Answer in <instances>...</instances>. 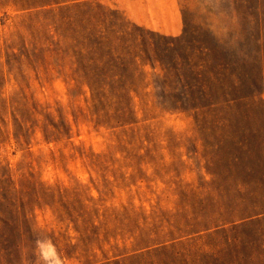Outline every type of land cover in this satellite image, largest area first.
I'll return each mask as SVG.
<instances>
[{
  "label": "rangeland",
  "instance_id": "1",
  "mask_svg": "<svg viewBox=\"0 0 264 264\" xmlns=\"http://www.w3.org/2000/svg\"><path fill=\"white\" fill-rule=\"evenodd\" d=\"M35 1L0 0V264H264V0ZM76 3L132 49L121 105Z\"/></svg>",
  "mask_w": 264,
  "mask_h": 264
},
{
  "label": "trees",
  "instance_id": "2",
  "mask_svg": "<svg viewBox=\"0 0 264 264\" xmlns=\"http://www.w3.org/2000/svg\"><path fill=\"white\" fill-rule=\"evenodd\" d=\"M73 1L76 0H37L35 4L44 6ZM96 8L102 7L97 5ZM64 9L71 11L68 19L73 20L80 28L78 31L70 27L75 37L72 38V44L67 47L76 57L75 80L80 84L86 83L99 101L114 100L118 105L123 104L128 73L134 61L132 49L124 51V46L115 47L110 38L114 32L109 28L106 32L96 30L97 26L94 25L96 14L94 15V8H90L89 4L76 3ZM187 96L191 98L190 102L193 104L199 100L192 92ZM208 96L209 94L205 93L202 97Z\"/></svg>",
  "mask_w": 264,
  "mask_h": 264
},
{
  "label": "clouds",
  "instance_id": "3",
  "mask_svg": "<svg viewBox=\"0 0 264 264\" xmlns=\"http://www.w3.org/2000/svg\"><path fill=\"white\" fill-rule=\"evenodd\" d=\"M38 248L41 250L44 261L48 260L50 257H56L55 248L51 241H49L46 246L38 242ZM55 264H61V261L58 257H56Z\"/></svg>",
  "mask_w": 264,
  "mask_h": 264
}]
</instances>
